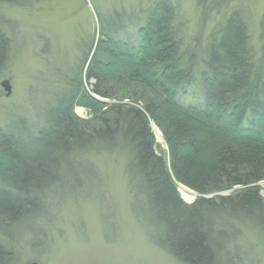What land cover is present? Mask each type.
<instances>
[{"label":"trees","instance_id":"1","mask_svg":"<svg viewBox=\"0 0 264 264\" xmlns=\"http://www.w3.org/2000/svg\"><path fill=\"white\" fill-rule=\"evenodd\" d=\"M145 12L126 19L133 23L126 34L122 19L107 29L101 23L81 65L91 91L77 75L47 126L33 133L24 119L0 127V261L8 257L3 240L39 231L32 222L56 197L51 188L79 179L77 158L114 150L129 157L134 200L153 240L182 263L226 264L219 241L235 225L264 236V56H254L239 13L195 62L180 51L175 4L155 0ZM10 49L0 26V72ZM180 184L198 193L194 202L182 198Z\"/></svg>","mask_w":264,"mask_h":264},{"label":"rangeland","instance_id":"2","mask_svg":"<svg viewBox=\"0 0 264 264\" xmlns=\"http://www.w3.org/2000/svg\"><path fill=\"white\" fill-rule=\"evenodd\" d=\"M171 1L176 7L180 51L195 62L209 48L212 35L235 13L248 27L254 56H264V0ZM154 2L24 0L0 4V26L11 40L10 60L0 72V127L23 124L26 119L30 131L37 133L48 125L62 96L74 88L72 80L77 75H82L83 88L91 91L81 65L91 44L96 49L101 23L107 29L108 21L116 25L122 19L126 34L133 26L126 19L134 16L137 21ZM4 79L12 85L9 96L1 86ZM194 86L185 90H195ZM75 112L81 118L90 117L84 107L76 106ZM75 163L82 167L79 179L51 188L56 197L32 222L39 231L28 230L19 240L2 241L13 264H184L153 240L154 226L134 200L125 152L89 153ZM259 186L264 198V181ZM179 191L189 203L198 197L181 184ZM234 229L230 239L219 241L225 248L226 264H264V236L240 224Z\"/></svg>","mask_w":264,"mask_h":264},{"label":"water","instance_id":"3","mask_svg":"<svg viewBox=\"0 0 264 264\" xmlns=\"http://www.w3.org/2000/svg\"><path fill=\"white\" fill-rule=\"evenodd\" d=\"M1 86L3 87V89L6 91V95L9 96L12 93V85L9 79H4L1 82ZM31 264H39L38 262H33Z\"/></svg>","mask_w":264,"mask_h":264},{"label":"flooded vegetation","instance_id":"4","mask_svg":"<svg viewBox=\"0 0 264 264\" xmlns=\"http://www.w3.org/2000/svg\"><path fill=\"white\" fill-rule=\"evenodd\" d=\"M14 258L13 256L8 252V257L6 259H3L0 261V264H13ZM40 263V262H38Z\"/></svg>","mask_w":264,"mask_h":264}]
</instances>
